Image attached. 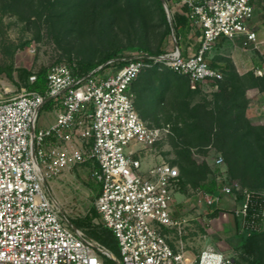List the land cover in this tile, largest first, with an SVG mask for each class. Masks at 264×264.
I'll return each instance as SVG.
<instances>
[{
	"label": "built area",
	"instance_id": "built-area-1",
	"mask_svg": "<svg viewBox=\"0 0 264 264\" xmlns=\"http://www.w3.org/2000/svg\"><path fill=\"white\" fill-rule=\"evenodd\" d=\"M161 1L171 25L176 14L188 20L191 37L201 43L197 51L182 48L173 32L174 43L161 54L135 50L82 75L74 64L56 63L46 72L45 93L22 87L15 97L0 100V264H108V259L112 264H248L214 247L190 254L181 236L186 220L176 218L173 209L179 168L162 162L143 170L142 149H127L152 147L170 133L167 127H150L135 107L131 86L141 72L168 69L206 85L221 80L208 61L219 39L243 50L261 49L250 25L254 0ZM36 81L34 73L29 82ZM50 102L55 122L37 129L40 111ZM224 163L222 155L213 159L215 166ZM86 164L100 186L96 224L114 233L120 257L70 222L49 189L50 180ZM222 172L217 198L198 194L210 207L215 199L219 205L227 199L232 206L224 210L241 230L261 231L264 190L244 188ZM172 232L180 235V245L169 239Z\"/></svg>",
	"mask_w": 264,
	"mask_h": 264
},
{
	"label": "rangeland",
	"instance_id": "rangeland-1",
	"mask_svg": "<svg viewBox=\"0 0 264 264\" xmlns=\"http://www.w3.org/2000/svg\"><path fill=\"white\" fill-rule=\"evenodd\" d=\"M45 1L22 0L23 3L17 4L16 9L9 8L6 11L0 1V68L3 70L0 73V100L15 97L20 93L21 88L25 86L21 77L23 70L32 73L47 71L52 65L67 61L69 58L97 62L118 47L143 44L148 49L157 51L165 50L174 43L172 35L164 38L165 26L153 0H143L140 5L134 1L121 0L112 8L115 9L113 13L102 9L95 11L92 8L91 12L87 10L79 17H74L73 13L78 9L75 5L82 4L78 0H75L74 4L72 0H52L50 18L43 17L40 20L34 11ZM255 16L257 23L262 25L260 40L263 43L260 50H243L239 45L226 44L211 54V56L220 54L231 59L241 76H246L251 71L257 77L264 75V69L257 68L258 64H264V2L255 12ZM191 30L189 28V33L183 34L180 44L184 49L192 47L197 51L201 43L191 37ZM133 51L135 50H125L121 56ZM9 68H12L13 79L7 76L6 70ZM183 88L182 92H168L166 103H161L156 108V117L151 116L147 121L152 127L169 128L168 136L152 147L132 145L127 149V151L142 149L140 154L143 170L155 164L170 163L180 158L188 140L178 138V128L183 129L184 120L186 121L189 114V106L193 107L204 101L210 103L213 93L217 90L212 84H198L191 80L180 90ZM246 97L249 105L248 118L255 125H263L264 93L251 87L246 90ZM55 113L52 102L44 106L39 114L37 129L51 126ZM190 148L191 157L197 165L204 162L213 165V159L221 155V151L214 144ZM89 167V164L78 165L65 172L66 175L49 181L52 193L68 219L83 218L90 213L91 207L95 206L97 189L100 190V186L91 179ZM192 174L185 175L190 184L174 193L175 217L186 220L181 235L185 249L190 254L198 256L204 249L214 247L240 259L243 251L238 234L244 231L237 229L236 219L224 210L227 205L231 207L232 204L224 199L219 205L215 199L213 207L206 205L198 194L200 190L194 188L192 182L197 176ZM217 196L214 195L215 198ZM218 206L221 207V212L216 217L211 216L214 208ZM224 211L228 213L227 216L223 214ZM99 221L100 219H95L94 223ZM169 239L176 246L180 245L178 233H170ZM259 244L264 247V241H260ZM116 255L120 257V252Z\"/></svg>",
	"mask_w": 264,
	"mask_h": 264
},
{
	"label": "trees",
	"instance_id": "trees-1",
	"mask_svg": "<svg viewBox=\"0 0 264 264\" xmlns=\"http://www.w3.org/2000/svg\"><path fill=\"white\" fill-rule=\"evenodd\" d=\"M3 3V8L6 10L16 9L17 4L23 3L22 0H0ZM73 4L75 0H72ZM81 5L75 9L74 17L84 15V12L92 8L95 11H113L114 5H118L121 0H78ZM134 1L140 5L143 0H129ZM145 1V0H144ZM156 9L159 11L161 22L165 26L166 36H170L175 32L178 39L184 37V33H189L188 20L182 14H176L171 25L168 21L167 14L161 0H153ZM264 2V0H260ZM84 4V5H83ZM131 4V3H130ZM254 4V2H253ZM52 0H46L34 14L39 16L41 20L43 17L50 18L52 13ZM12 9V10H13ZM79 14V15H77ZM87 16V15H85ZM188 30V31H186ZM231 45L232 42L226 38H221L216 43L214 50L220 49L223 45ZM144 50L152 54H161L164 50L158 49L152 51L141 45H131L125 48L118 47L110 53H107L101 60L92 62L91 60H76L69 58L67 62L76 65L75 71L78 74H87L100 66L107 64V62L119 58L124 54L125 50ZM209 64L222 73L223 78L216 81L212 85L217 87L213 93V98L210 103H197L193 107L189 104V114L184 120V127L178 128V138L187 139L188 144L184 148L180 158L173 162L172 165L177 166L180 170L179 191L183 190L188 184L189 180L185 175L193 173L197 177L193 180L195 189H199L211 195L220 194V185L218 184V177L222 175L223 169L229 181H238V183L252 191L264 190V124L255 125L247 116L249 108L246 97V90L254 87L259 92L264 93V75L261 77L255 76L254 72H249L246 76H241L231 59L226 58L220 54L208 55ZM60 63V62H59ZM125 65L120 63L118 68ZM257 68H264V64H258ZM3 70L0 68V73ZM46 70H41L37 74V81L35 83L29 82V77L34 74L30 71L23 70L21 77L25 82L28 91L45 93L46 91ZM7 76L13 79L12 68L6 70ZM190 79L187 76L180 75L168 69H154L143 71L139 77L133 82L131 92L134 94L135 107L144 122L147 123L151 116L156 117V108L161 103H166V94L170 91H184L185 83ZM149 94V95H147ZM147 102L146 105H143ZM151 111L152 114L150 113ZM148 124V123H147ZM152 127V126H150ZM214 144L216 148L221 151L224 158V166L218 167L209 165L204 162L202 165H197L192 157L190 146H208ZM100 190L97 189V197ZM220 213L219 208H214L211 216L216 217ZM99 218L96 207L90 209V213L83 218L69 219L70 222L88 232L93 238L98 240L103 246L113 252L115 255L120 252L119 244L114 233L105 228L102 224H95L94 220ZM251 218V217H250ZM237 229L240 228V222L236 219ZM242 255L240 262L248 264H264V247L260 246L259 242L264 241V231H253L251 234L247 232L239 233ZM117 256V255H116ZM118 257V256H117ZM108 264L114 263L112 260H107Z\"/></svg>",
	"mask_w": 264,
	"mask_h": 264
},
{
	"label": "crops",
	"instance_id": "crops-1",
	"mask_svg": "<svg viewBox=\"0 0 264 264\" xmlns=\"http://www.w3.org/2000/svg\"><path fill=\"white\" fill-rule=\"evenodd\" d=\"M262 3L263 2H261V1H257V0H254V8H255V12L258 10V8L262 5ZM256 18V16L254 17V19H253V21L250 23V25H251V27L253 28V29H256L257 30V32H258V35H259V38L261 39V34H262V29H261V27H262V25L258 22L257 23V20L255 19ZM233 44V43H232ZM231 44V45H232ZM230 45V46H231ZM234 45V44H233ZM225 50V49H224ZM55 118L54 119H56V113H55V116H54ZM54 119L52 120V125H53V123L55 122L54 121ZM64 175H66V173L64 174ZM49 189L51 190V187H50V185H49ZM52 191V190H51Z\"/></svg>",
	"mask_w": 264,
	"mask_h": 264
}]
</instances>
